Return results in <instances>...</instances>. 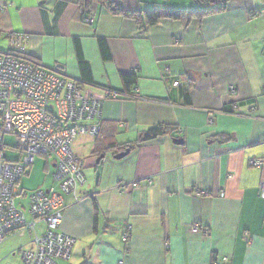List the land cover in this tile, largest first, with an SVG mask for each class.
<instances>
[{
	"label": "crops",
	"instance_id": "crops-1",
	"mask_svg": "<svg viewBox=\"0 0 264 264\" xmlns=\"http://www.w3.org/2000/svg\"><path fill=\"white\" fill-rule=\"evenodd\" d=\"M78 1L0 0V35H23L43 67L63 65L82 96L104 98L97 136L71 145L85 182L77 201L62 196L58 230L76 241L59 264H264V0H223L200 22L162 19L145 33L99 2L86 23ZM137 1L142 9L197 7ZM132 72L133 88L123 77ZM106 87L139 98L107 96ZM158 125L165 134L139 141ZM251 158L263 165L250 166ZM51 180L38 188L55 187ZM120 181L139 186L119 191Z\"/></svg>",
	"mask_w": 264,
	"mask_h": 264
},
{
	"label": "built area",
	"instance_id": "built-area-1",
	"mask_svg": "<svg viewBox=\"0 0 264 264\" xmlns=\"http://www.w3.org/2000/svg\"><path fill=\"white\" fill-rule=\"evenodd\" d=\"M83 20L92 22L91 18ZM9 40L12 51L0 53V243L13 233L23 235L30 231L31 240L17 250L18 264H59L69 259L76 241L57 230L62 218V196L70 194L77 201L78 189L85 182L84 161L73 153L71 145L79 135L97 136L104 98L82 96L60 64L43 68L23 58V35L12 33ZM227 91L237 93L234 85H228ZM107 96L115 98L117 94L107 91ZM237 108L234 104L232 112ZM254 110L252 106L248 112ZM212 121L213 114L209 113L207 122ZM5 134L14 136L13 148L19 153L18 159H8ZM36 155L50 157L56 186L35 189L24 207L16 203V196L20 195L17 184ZM249 165L261 167L263 159L251 158ZM146 182L150 184L151 179ZM138 186L136 181H120L116 189L124 191ZM219 195L223 196L222 190ZM259 196L264 198V181L259 185ZM37 223H42L44 229L37 228ZM192 229H199V225H192ZM201 231L208 234L206 229ZM245 236L251 242L247 233ZM128 237L127 231L122 233L124 241Z\"/></svg>",
	"mask_w": 264,
	"mask_h": 264
},
{
	"label": "trees",
	"instance_id": "trees-1",
	"mask_svg": "<svg viewBox=\"0 0 264 264\" xmlns=\"http://www.w3.org/2000/svg\"><path fill=\"white\" fill-rule=\"evenodd\" d=\"M196 1H197V7L195 8H182V7L153 5L148 9H142L139 6V2L137 0H79L78 4L80 7L81 17H83V19L91 18L90 16H88L89 8L95 2H99L101 5H103L106 8L108 12L112 14L121 15L125 18L131 19L132 21H134L137 32L145 33L149 27L157 24L158 21L162 19L179 20L186 27L189 25V23L192 20H197V22H200L204 17L214 14L216 12H219L221 9L224 8L223 0H220L221 1L220 5H216L215 2L217 0H196ZM10 35L11 34H9L8 36ZM10 51H12L11 48H9L7 52H10ZM22 54H23L22 55L23 58H26L27 60L43 67L37 59H35L34 57H31L26 51L23 52ZM123 77L128 83H130L131 88L136 87L137 77H136L135 72L124 75ZM74 82L79 87V83H77L76 81ZM106 90L109 92H115L117 94L116 97L133 98V99L139 98L135 89H127V90L120 91V90L110 89L106 87ZM231 109L224 108V111H230ZM166 130L167 128L163 125L152 127L147 130L144 137L141 138L139 141L147 140L150 138L163 135L166 133ZM128 147H131V145H128ZM20 194H21V191H20ZM37 228L39 227L37 226ZM57 230H58V227H57Z\"/></svg>",
	"mask_w": 264,
	"mask_h": 264
},
{
	"label": "rangeland",
	"instance_id": "rangeland-1",
	"mask_svg": "<svg viewBox=\"0 0 264 264\" xmlns=\"http://www.w3.org/2000/svg\"><path fill=\"white\" fill-rule=\"evenodd\" d=\"M9 33H2L0 35V53H6L10 48ZM15 138L12 134L4 135V143L7 148V157L8 159H18L19 153L14 147ZM28 175H24L19 183L17 188L21 191V194L16 196V203H22L23 206H26L28 201V195L37 189L38 187L45 188L46 185L51 183V159L50 157L36 155L34 157L33 163L27 169ZM40 228L42 225L39 226ZM32 233L30 231H25L23 235L18 233H13L10 236L6 237L0 243V264H18L19 257L17 250L20 247L25 246L28 241L31 240Z\"/></svg>",
	"mask_w": 264,
	"mask_h": 264
},
{
	"label": "water",
	"instance_id": "water-1",
	"mask_svg": "<svg viewBox=\"0 0 264 264\" xmlns=\"http://www.w3.org/2000/svg\"><path fill=\"white\" fill-rule=\"evenodd\" d=\"M174 142H176V143H180L181 141H179L178 139H174ZM127 153H128V149H126V150H124V151H122V152L116 154V155H115V158H121V157H123L124 155H126ZM53 167H54V165H53Z\"/></svg>",
	"mask_w": 264,
	"mask_h": 264
}]
</instances>
